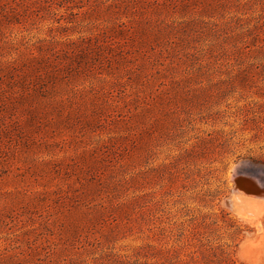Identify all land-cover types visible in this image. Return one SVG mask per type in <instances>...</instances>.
Segmentation results:
<instances>
[{"label":"rangeland","instance_id":"obj_1","mask_svg":"<svg viewBox=\"0 0 264 264\" xmlns=\"http://www.w3.org/2000/svg\"><path fill=\"white\" fill-rule=\"evenodd\" d=\"M71 6L0 0V264H264V0Z\"/></svg>","mask_w":264,"mask_h":264},{"label":"water","instance_id":"obj_2","mask_svg":"<svg viewBox=\"0 0 264 264\" xmlns=\"http://www.w3.org/2000/svg\"><path fill=\"white\" fill-rule=\"evenodd\" d=\"M233 181L235 182V188L232 194L244 193L264 199L263 169L248 168L244 165L240 168L239 173L233 176ZM230 197L225 203L228 208H231Z\"/></svg>","mask_w":264,"mask_h":264},{"label":"trees","instance_id":"obj_3","mask_svg":"<svg viewBox=\"0 0 264 264\" xmlns=\"http://www.w3.org/2000/svg\"><path fill=\"white\" fill-rule=\"evenodd\" d=\"M95 1V0H94ZM93 0H88V5L92 6L93 5ZM97 1V0H96ZM75 2V1H74ZM77 3V2H76ZM71 4L73 5V0H68V7L69 9H72V6ZM75 4V3H74ZM202 244L204 245V243L202 242ZM209 249L208 252H211L215 257H217L218 255H220L222 257L221 260H225L226 257H224L225 255V251L220 247V246H212V245H208ZM167 251H171V249H167ZM177 252V250H176ZM186 263V262H185ZM225 264H235L234 261H232L231 259L227 260L225 262Z\"/></svg>","mask_w":264,"mask_h":264},{"label":"bare ground","instance_id":"obj_4","mask_svg":"<svg viewBox=\"0 0 264 264\" xmlns=\"http://www.w3.org/2000/svg\"><path fill=\"white\" fill-rule=\"evenodd\" d=\"M242 166H244V165H241V166H238L237 168H236V172L233 174V176L234 175H236V174H238L239 173V170H240V168L242 167ZM238 194H241V193H238ZM238 194H232L231 195V197H230V202H231V210H232V212H234L235 214H237V215H239V216H243L244 217V213H243V211L241 212L240 211V208H239V204H237V200H235V198H234V196H237ZM244 197V196H243ZM242 197V198H243ZM245 198V197H244ZM249 199V198H248ZM255 199V198H254ZM241 200V199H240ZM264 200V199H263ZM242 201H243V199H242ZM248 201V200H247Z\"/></svg>","mask_w":264,"mask_h":264}]
</instances>
